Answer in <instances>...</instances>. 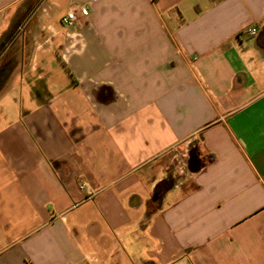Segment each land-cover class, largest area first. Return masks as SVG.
Segmentation results:
<instances>
[{
	"label": "crops",
	"instance_id": "1",
	"mask_svg": "<svg viewBox=\"0 0 264 264\" xmlns=\"http://www.w3.org/2000/svg\"><path fill=\"white\" fill-rule=\"evenodd\" d=\"M0 264H264V0H0Z\"/></svg>",
	"mask_w": 264,
	"mask_h": 264
},
{
	"label": "built area",
	"instance_id": "2",
	"mask_svg": "<svg viewBox=\"0 0 264 264\" xmlns=\"http://www.w3.org/2000/svg\"><path fill=\"white\" fill-rule=\"evenodd\" d=\"M88 16L89 15V9L87 7H77V8H71L62 18H61V24L67 28H72L76 25V23L79 21V17ZM244 33L250 37H254L258 34V30L254 28H247ZM209 159H212V157H209ZM187 167V164L184 160L180 161L178 164V171L181 175L185 174V168ZM81 189H85L87 187L86 182L81 183Z\"/></svg>",
	"mask_w": 264,
	"mask_h": 264
},
{
	"label": "trees",
	"instance_id": "3",
	"mask_svg": "<svg viewBox=\"0 0 264 264\" xmlns=\"http://www.w3.org/2000/svg\"><path fill=\"white\" fill-rule=\"evenodd\" d=\"M13 36V35H12ZM196 160V159H195ZM172 184V183H171Z\"/></svg>",
	"mask_w": 264,
	"mask_h": 264
}]
</instances>
